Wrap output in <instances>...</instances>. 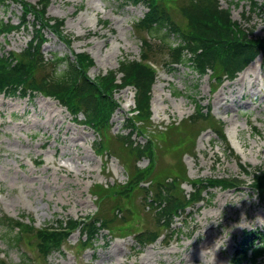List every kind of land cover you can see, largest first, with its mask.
Here are the masks:
<instances>
[{
	"label": "rangeland",
	"instance_id": "rangeland-1",
	"mask_svg": "<svg viewBox=\"0 0 264 264\" xmlns=\"http://www.w3.org/2000/svg\"><path fill=\"white\" fill-rule=\"evenodd\" d=\"M25 1L33 5L39 2ZM256 1L259 4L264 2ZM220 2L223 8L231 9L234 21L240 23L243 29L252 31L253 38H264V13L253 11L252 0ZM147 11L144 5H127L126 0H52L47 17L64 23L63 34L72 43L68 48L46 30L48 42L43 54L48 58L52 53L61 56L71 55L72 51L87 54L94 62L88 72L91 78L117 70L121 60L140 58L142 42L135 30V23ZM0 16L18 25L22 16L21 6L8 2L6 7L0 6ZM173 17L184 25L177 12ZM32 37V30L13 32L1 39V50L20 53ZM170 41L178 44L179 38L171 36ZM163 51L166 53L165 49ZM158 55L157 59L153 58L160 71L153 87V125L150 131L153 132L155 127L166 131L167 127L191 117L196 110L194 100L212 108V115L225 125L226 137L234 154L226 151L215 133L208 130L199 136L194 151L184 157L188 177L238 176L241 181L239 187L226 190L210 187L205 192L204 201L189 207L176 219L175 231H168L165 238H158L146 246L139 245L134 236H124L114 229L111 234L104 232L94 248L80 250L81 236L76 231L65 243L64 251H54L44 258L26 239L21 245L22 251L14 247L8 239L9 235L0 228V256L7 264H22L25 252L34 259L35 264H214L216 255L225 260L224 264H234L243 236L250 229L259 231L257 238L264 233V199L253 186L252 176L241 174L239 167V163L251 168L264 166V55H260L238 77L255 68L260 77L254 88L247 81L239 84L237 78L225 81L219 89L211 78V72L200 78L187 65L171 71L163 63L167 56ZM234 89H237V93L232 94L231 90ZM134 94L132 88L122 89L115 94L121 108L112 119L113 135L128 134L125 120L135 108ZM82 121V116L74 121L66 107L52 98L42 95L35 98L0 95V206L5 213L15 218L24 216L27 222L32 219L37 227L55 223L57 219L84 217L98 211L99 202L93 193L95 184L106 188L128 181L130 172L127 164L113 154H97L94 144L99 136L84 126ZM253 127L260 133H255ZM132 140L136 144L147 143V138L136 135ZM159 151L157 170L177 162L176 153L167 149L161 151V147ZM149 163V158H143L133 160L131 164L145 169ZM149 181L151 179L142 185L148 187ZM182 188L188 195L193 190L189 182H184ZM224 198H229L230 202L225 203ZM232 204L238 209L237 220L232 218ZM111 205V200L105 204V208H109V216H112ZM129 207L134 212L138 211L137 216L126 215L131 221L127 224L129 231L158 229L155 210L145 201L141 190L135 192ZM254 213H259L258 219L251 218ZM245 214L246 219H243ZM118 216L125 215L119 212ZM116 224L119 225V222ZM125 225L120 224V229ZM208 226L216 227L231 246L225 244L217 246L218 250L215 251H197L206 245L207 235L203 229ZM254 243L264 242L254 239ZM119 245L125 251L124 255L117 250ZM195 252L197 261L193 256ZM245 262L251 264L252 261ZM259 264H264V256Z\"/></svg>",
	"mask_w": 264,
	"mask_h": 264
},
{
	"label": "trees",
	"instance_id": "trees-1",
	"mask_svg": "<svg viewBox=\"0 0 264 264\" xmlns=\"http://www.w3.org/2000/svg\"><path fill=\"white\" fill-rule=\"evenodd\" d=\"M8 2L19 4L22 16L18 25L0 16V41L20 30H32L33 37L20 53L1 50L0 42V95L22 98L42 95L57 100L75 121L82 116L83 125L99 136L94 144L97 154L115 155L127 164L125 166L130 172L125 184L106 188L95 184L93 193L99 202L98 211L84 217L57 219L55 223L37 227L32 219L27 222L24 216L12 217L0 206V228L9 235L8 239L14 247L22 251L21 245L26 239L44 258H48L52 252L62 251L63 245L78 230L81 236L79 248L85 250L93 248L105 231L111 234L114 229L124 236H134L139 245L146 246L158 238H165L168 231H175L176 219L189 207L204 201L205 192L210 187L224 190L239 187L241 181L238 176L188 177L184 157L194 151L199 136L204 132H214L226 151L234 154L225 135L224 123L212 115L210 107L194 100L196 110L191 117L167 127L166 131L158 127L150 131L153 125L152 93L159 67L153 58L157 59L160 56L158 53L167 56L163 63L168 70L175 71L176 67L187 65L200 78L211 72L217 87L227 80H235L253 61L264 55V38H253L252 31L243 29L240 23L234 21L231 9L223 8L220 0H126L127 5H144L148 9L144 17L135 23L142 42V54L139 59L121 60L117 70L95 78L88 75L94 62L87 54H76L72 50L71 55L52 53L50 58L43 54V47L48 42L46 30L68 48L72 43L63 34L64 23L47 17L52 0H39L36 5L25 0H0V6L6 7ZM252 7L253 11L264 13V2L259 4L252 0ZM174 12L180 15L184 25L174 19ZM171 36L179 38V43L170 41ZM126 88L135 92V108L125 120L128 134L113 135L112 119L121 108L115 94ZM252 129L260 133L256 127ZM135 135L147 138V143L136 144L132 140ZM160 147L161 151L167 149L176 153L177 162L157 170V151L160 153ZM235 157L239 160L238 156ZM143 158L150 159L145 169L131 164L133 160ZM239 167L241 174L252 176L253 186L264 199V166L251 168L239 163ZM147 179H151L148 187L142 185ZM184 182L193 187L189 195L182 188ZM137 190L143 192L145 201L155 210L158 229L129 231L127 224L131 221L126 215L134 217L138 214L129 207ZM109 200L112 201V216L107 214L109 208H105ZM119 212L125 216L119 217ZM123 223L126 225L121 230L120 224ZM259 236L256 230L243 236L236 250L238 264L247 259L259 264L264 256V243L255 244L254 239L264 242V233L257 238ZM34 262L27 252L23 253L22 264ZM0 264L7 263L0 257Z\"/></svg>",
	"mask_w": 264,
	"mask_h": 264
},
{
	"label": "bare ground",
	"instance_id": "bare-ground-1",
	"mask_svg": "<svg viewBox=\"0 0 264 264\" xmlns=\"http://www.w3.org/2000/svg\"><path fill=\"white\" fill-rule=\"evenodd\" d=\"M243 73V72H242ZM259 77L260 76H258L257 75V73H256V70H255V68H252L251 70H249L248 72H246L243 76H240V78H238V83L240 84V83H242L243 84V82L244 81H247L249 84H250V86L252 87V88H254V85H256V83H257V81L259 80ZM242 86V85H241ZM240 92V91H239ZM253 92V91H252ZM256 92V91H255ZM231 93L232 94H235V93H237V89H234V90H231ZM220 95V94H219ZM238 95V94H237ZM220 96H224V94H221ZM220 98V97H219ZM213 99V98H212ZM237 99V98H236ZM219 101V100H218ZM236 101V100H235ZM220 102H218L217 104H219ZM227 103V102H226ZM211 105V104H210ZM212 107V106H211ZM212 109V108H211ZM78 134V133H77ZM80 137V136H79ZM78 139H80V138H78ZM75 141L77 140V139H74ZM77 142V141H76ZM66 154V153H65ZM72 156V155H71ZM73 158V157H72ZM72 160V159H71ZM224 201H225V203H227L228 201H229V198H224ZM230 202V201H229ZM231 211H233L234 212V216L232 217L233 219L235 218L236 220L238 219V215H237V211H238V209L237 208H235V206H233V204H232V210ZM245 211L246 210H244V213H245ZM255 212V211H254ZM258 215H259V213H257V214H252V216H251V218L252 219H254V218H257L258 219ZM246 217V214L244 215V217H243V219ZM260 218V217H259ZM246 219V218H245ZM256 220V219H255ZM235 222V221H234ZM203 231L205 232V234L207 235V239L205 240V242H204V244H206V245H204L203 247H201V248H196L197 249V251H208V250H213V251H215L216 249H217V246H223V245H225V244H227L228 246H231V243L229 242V240H225V238L224 237H222L221 235H220V232H217V230H216V227H210V226H208L207 228H205V229H203ZM209 232V233H208ZM218 240V241H217ZM239 243V242H238ZM242 244V243H241ZM207 246H210V247H207ZM122 247V246H121ZM185 247H187V246H185ZM189 248H190V246H189ZM189 248H188V250H189ZM118 251H119V253H121L122 255H124L125 254V251H123L121 248H120V245L118 246V249H117ZM184 250H186V249H184ZM218 250V249H217ZM220 250H221V248H220ZM187 251V250H186ZM190 251V250H189ZM111 252V251H110ZM223 252H224V249H223ZM215 253V252H214ZM114 254V253H113ZM169 254V253H168ZM210 254V253H209ZM156 255V254H155ZM158 255V254H157ZM162 255V254H161ZM196 255V252L195 253H193V256H194V258H195V260L197 261V257L195 256ZM115 256V255H114ZM113 256V257H114ZM147 256V255H146ZM189 256V255H188ZM192 256V257H193ZM215 256V255H214ZM151 257V256H150ZM117 258V257H116ZM145 258V257H144ZM155 258V257H154ZM162 258V257H161ZM184 258V257H183ZM129 259V258H128ZM219 259V260H218ZM146 260V259H145ZM152 260V259H151ZM155 260V259H154ZM160 260V259H159ZM170 260V259H169ZM193 260V259H192ZM167 261V260H166ZM174 261V260H173ZM172 261V262H173ZM191 261V260H190ZM223 261H225V260H223V258L221 259V258H219L217 255L213 258V263L214 264H224L223 263ZM121 262V261H120ZM124 262V261H123ZM127 262V261H126ZM145 262V261H144ZM161 262V261H160ZM163 262V261H162ZM175 262V261H174ZM188 262V261H187ZM128 263V262H127ZM149 263V262H148ZM152 263V262H151ZM144 264V263H143Z\"/></svg>",
	"mask_w": 264,
	"mask_h": 264
}]
</instances>
